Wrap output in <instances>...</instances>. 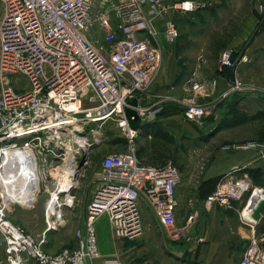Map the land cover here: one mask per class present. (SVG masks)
<instances>
[{"label":"built area","instance_id":"obj_1","mask_svg":"<svg viewBox=\"0 0 264 264\" xmlns=\"http://www.w3.org/2000/svg\"><path fill=\"white\" fill-rule=\"evenodd\" d=\"M0 3L3 6L0 18V183L10 171L11 152L31 151V159L25 155L17 163L37 162L49 186L48 229H59L65 223L64 209L73 208L76 203L73 190L78 185L72 184L78 182V178H74L75 158L83 149L101 140L94 127L118 119L133 141L139 130L131 129L127 118L123 117L127 107L135 109L146 123L161 120L166 111L165 98H154L151 89L163 67V49L153 21L163 18L169 5L164 0H118L108 10L100 5V0H0ZM202 7L203 4L195 0L177 4L183 11ZM260 10L264 13V1ZM96 27L102 31L101 38L94 37ZM164 35L170 43L179 40L180 30L173 18L166 20ZM250 61L248 53H236L231 48L224 49L219 56L221 69ZM12 74L23 75L27 88L15 90L9 79ZM215 86L214 81L194 80L192 92L175 99L183 115L199 121L217 107L213 103L199 104L196 100L197 94L209 96ZM245 89L255 87L242 85L235 79L222 93V98ZM135 98L137 105L131 103ZM88 125L93 126L88 131L93 132V138L87 134ZM131 131L134 134H130ZM76 137L85 139L86 146L71 154L69 143L77 144L76 150L82 148ZM225 148L257 149L264 167V146L256 141L227 144ZM101 168L86 207L84 224L75 232V245L56 253L43 249L44 236L36 241L34 235L10 219V206L16 201H6L0 187V249L6 256L5 264L31 261L93 264L102 256L96 227L99 217L108 215L115 237L133 239L144 231L141 201L148 203L173 239L188 236L197 214L189 213L186 225L177 224L182 174L173 161L159 165L145 163L131 144L127 151L106 155ZM260 188L249 174L228 173L207 195L204 206L230 208L250 192L249 202L253 192ZM50 201H55L56 212L48 211ZM257 221L251 220L253 224ZM197 240L203 241L204 236H198ZM263 244L264 239L254 238L240 264H264ZM106 264L121 263L108 260Z\"/></svg>","mask_w":264,"mask_h":264},{"label":"crops","instance_id":"obj_2","mask_svg":"<svg viewBox=\"0 0 264 264\" xmlns=\"http://www.w3.org/2000/svg\"><path fill=\"white\" fill-rule=\"evenodd\" d=\"M164 1L169 5V9L163 18L153 21L163 49L164 61L162 70L152 85L151 95L154 98L159 96L165 98L167 112L161 120L147 126L151 134H153L152 130L158 127H162L163 132L168 133L162 124L163 122H172V114H168L170 113L169 107H179L175 99L192 92L191 89L194 80L216 82V86L210 89L211 94L209 96L197 94L196 100L199 104L213 103L217 106L209 112L205 117L206 119L217 116L219 117L218 122L222 125L221 123L226 118L231 119L236 114L251 117L258 112L264 111V81H262L263 74L261 71L264 69L262 68L264 65V13L260 10L264 0H216L217 4L213 5V7H210L212 4L204 5L206 4L204 3L203 7L198 9L200 13L204 11H212L213 13L210 16L212 20L210 19L209 21L214 22L208 23L211 24L209 29L213 30V33H209L208 36L210 37L212 35L213 41L212 44L209 42L208 46H203V51L210 56L209 60L202 57L201 48H199L198 44L195 46V41H191L192 48L190 53L181 52L178 43L174 44L167 41L164 35L166 20L171 18L180 19L184 13L192 14L193 11H183L177 8V4L183 0ZM219 10H223L225 15H229V17L223 19L221 27H217L216 24L218 14L220 13ZM2 13L3 6L0 3V18ZM258 29L259 31H257ZM226 48L249 54L251 61L237 66L235 79L244 85L254 86V90H239L232 92L226 98H222V93L233 83L231 68L221 69L219 65L220 53ZM260 125L264 127V120L256 119L238 126L221 127L216 129V131L222 129L225 136L224 139L230 143L252 140L264 146L263 127L256 133H253L251 129L252 127L259 128ZM216 128H218V125ZM144 130L145 127L139 130L138 134H141ZM224 153L221 155H217L218 153L213 155L212 162L206 170V183L196 193V197L198 198L196 200H202V205L205 203V196L210 194L211 191H214L217 180L223 175L232 173L234 176H243L244 174L252 176L250 170L253 168H262L264 171L263 163L258 158L259 152L257 149L243 151L229 149ZM218 160H221L220 162L222 163ZM216 164L217 167L210 171ZM101 172L102 168L96 176V179L100 177ZM262 184L263 182L258 179L256 185L263 186ZM76 188L73 190L76 196V207L78 205L82 206L85 203L79 223V226L82 227L85 221L86 207L91 198L93 188L87 200L83 203ZM192 191L191 186H186L184 183L180 184L178 197L180 206L183 208L180 209L179 207L177 209V216L185 213L184 208L188 206L192 199ZM247 200L248 198L245 203L236 201L234 207L230 208L215 205L204 211L203 216L198 214L190 235L179 240L173 239L168 232L163 230L155 215L154 218L159 223H157L158 225L154 223L155 220L153 217L146 216L144 218V231L139 236L133 239L117 238L110 226L108 215L104 214L96 222L102 256L97 258L93 264H106L108 260H118L121 264H240L245 248L254 238H258V228L264 226V209L261 212V218L256 224H253L251 220H246L242 215L241 208L243 209L245 207ZM76 207L66 208V211L64 209L66 222H69V218H66L67 212L75 210ZM233 215L238 216L244 224L239 226L237 232H235V236H237L239 242L235 247H233L232 232L226 227L227 219H231ZM81 221L82 225H80ZM57 230L48 229L47 224L45 229H38L34 232L40 239L43 236L45 237V242L42 245L45 251L57 252L54 248H49V251L44 248L47 237L53 231ZM75 232L72 244L67 247L75 245ZM260 233L264 235V232L260 231ZM199 235L204 236V240L201 242L197 240ZM168 242L179 244L180 247L170 250V244Z\"/></svg>","mask_w":264,"mask_h":264},{"label":"rangeland","instance_id":"obj_3","mask_svg":"<svg viewBox=\"0 0 264 264\" xmlns=\"http://www.w3.org/2000/svg\"><path fill=\"white\" fill-rule=\"evenodd\" d=\"M117 1L118 0H100V5L109 10L114 4H116ZM195 1L201 2L202 4L206 3L204 5L212 4L210 7H213V5L217 4L216 0ZM198 11L199 10H195L192 12V14L184 13L183 17L180 19L173 18L180 30V37L177 43L179 44L178 46H180L179 49L181 52L184 51L190 53L192 48L191 41H195V46L198 44L199 48H201V53L203 55L202 57L209 60V54L205 53L203 50L204 47L208 46L209 42L212 44L213 41V36H208L209 33H213V30L209 29L211 24H208L214 22L209 21L210 19L212 20L210 16H212L213 13L212 11H204L201 13ZM227 17H229V15H225L223 10H221L218 14V20H216L217 27H221L223 19H226ZM101 33L102 31L99 27H96L93 31L94 37L96 38H101ZM98 46H100V43H98ZM262 68H264V65ZM261 71L263 74L262 81H264V69ZM262 74L260 75L262 76ZM9 79L15 90L21 91L27 88V80L23 75L12 74L9 76ZM241 84L244 85L243 83ZM165 104L167 105V102H165ZM169 108L170 113L168 114H172V122H163L162 126L168 132V134L173 137L172 141H166L165 139L151 134L149 127H146L141 134H136V136L133 138V141H131L126 132L123 130V127L120 126L118 119H111L102 123L101 126L94 127L97 135H101V138H99L101 140L95 143L91 148L87 149L88 160L85 164V167L81 170L80 177L77 179L78 188H76V190L82 199V203L87 200L88 195L93 188V184L95 182L96 176L98 173H100L101 163L105 156L114 152L127 151L130 145L133 144L138 150V154L140 155L141 159L148 164L159 165L167 160L173 161L181 171L182 183L186 184V186L189 185L192 187V199L188 206H185V213L183 215L179 214L177 216V224L179 226L186 225L187 216L191 212L196 213L197 217L198 214L200 216L204 215V211L208 209L204 206V204L202 205V200H196L198 199L196 197V193H198L199 188L203 186L204 183H206L205 174L207 168L212 162L213 155H216L217 153V155H221L225 151L229 150L225 148V145L227 144H239L242 142L230 143L224 139L225 136L222 132V129L216 131L217 125L220 126V122H218L219 117L217 116L206 119V115L199 121H192L183 115V109L180 105L179 107L170 106ZM91 126L92 125H88L86 130L89 137L93 138V135H91L93 132H88ZM262 127L263 126L260 125L259 128L252 127L251 129L253 130V133H256L259 132V129ZM262 129L264 132V127ZM234 150L243 151L244 149L234 148ZM218 161L220 162L221 160ZM215 167H217V164L211 168L210 171ZM41 177L40 190L35 203L30 205H23L25 203L21 204L19 202L12 203L10 206V212L8 213L10 219L25 229L28 233L34 235L36 241L40 240V238H38L34 232H36L38 229H45L47 227L46 202L49 199V186L47 187V181L43 178V175ZM51 187L53 188L52 185ZM249 194L250 192L247 193L241 200H239V202L245 203L246 199L249 197ZM19 198L21 199V196H19ZM84 204L85 203H83L82 206L78 205L77 207L75 205V210L67 212L66 218H69V222H66L65 220V223L57 231H53L50 236L47 237V242L45 243L44 247L46 250L49 251V248H54L55 251L59 252L63 248L72 244L74 232L78 229L77 227L79 226L81 220L80 216L82 215ZM181 208L183 207L180 206V209ZM66 210L67 209H65V211ZM141 210L143 212V221L146 216H151L155 220L153 210L146 201H141ZM227 220L226 227L232 232V240L234 243L233 247H235V245H238L237 243H239L237 236H235V232H237L239 226L244 224L241 222L238 216L234 215L231 217V219ZM154 223L156 225L159 224L156 220ZM80 225H82V221ZM159 225L167 232V229L164 226L161 224ZM190 233L191 231L187 232L188 235H190ZM263 239L264 235H261L259 232L257 240L262 241ZM168 243L170 244V250L174 248L178 249L180 247L179 244L174 242ZM5 261V253L0 249V264H5ZM29 264L36 263L31 261Z\"/></svg>","mask_w":264,"mask_h":264},{"label":"bare ground","instance_id":"obj_4","mask_svg":"<svg viewBox=\"0 0 264 264\" xmlns=\"http://www.w3.org/2000/svg\"><path fill=\"white\" fill-rule=\"evenodd\" d=\"M130 134H134V132L131 131ZM75 139L78 140L77 142L80 143V147L82 148L76 150L77 144L73 145L69 143L71 154H73L75 151H80L81 149H83V147L86 146L85 139H81L79 137H76ZM25 155H27L28 157H33L31 151H28V153H22V151L11 152V155L9 156V162H11L10 171H8V173L5 175L4 181L0 183L1 191L6 201H16L21 204L25 203L23 205L31 204L37 198L40 190L41 180L40 169L38 168V164L35 160L33 162H31L30 160H25L20 164L17 163L21 159H23ZM74 183L77 184V181H74L72 184ZM258 192L259 190H256L255 194ZM19 196H21V199L19 198ZM54 204L55 201L49 202L48 211L50 213L56 212V210L54 209ZM242 213L246 220H252V222H254V217L252 216L251 209L246 208ZM48 218L49 222L52 224V219L50 217Z\"/></svg>","mask_w":264,"mask_h":264},{"label":"water","instance_id":"obj_5","mask_svg":"<svg viewBox=\"0 0 264 264\" xmlns=\"http://www.w3.org/2000/svg\"><path fill=\"white\" fill-rule=\"evenodd\" d=\"M233 81L235 80L236 65L231 68ZM133 105L138 104V99L135 98L131 101ZM126 117L129 123V126L133 130L142 129L147 123L138 115L137 111L131 107L126 108V113L123 115ZM88 160V151L83 149L82 152L75 158L76 170L74 178L77 179L80 177L81 170L85 167V164ZM264 187L259 189V192L253 194L250 197L249 202L247 201V208L251 209L252 216L254 219L259 220L261 218V212L264 209ZM264 246V244H263Z\"/></svg>","mask_w":264,"mask_h":264},{"label":"trees","instance_id":"obj_6","mask_svg":"<svg viewBox=\"0 0 264 264\" xmlns=\"http://www.w3.org/2000/svg\"><path fill=\"white\" fill-rule=\"evenodd\" d=\"M257 31H259V29L257 30ZM256 31V32H257ZM166 112L167 111H165L164 113H163V116L166 114ZM256 119H258V120H264V111H262V112H258L257 114H255V115H253V116H251V117H246V116H243V115H239V114H236V115H234L231 119H229V118H226V120L223 122V123H221L222 125H220V126H218V128L217 129H219V128H221V127H233V126H238V125H240V124H242V123H245V122H248V121H252V120H256ZM151 123H147L144 127L146 128L148 125H150ZM152 132H153V134L156 136V137H160V138H162V139H165L166 141L168 140V141H172L173 140V137L171 136V135H169L168 133H166V132H163V129H162V127H158V128H155V129H153L152 130ZM250 174L252 175L251 177L253 178V180H254V183H256L257 184V180L258 179H260L262 182H263V186H261V187H264V171H263V169L262 168H253V169H251L250 170ZM221 178V177H220ZM220 178L217 180V183L219 182V180H220ZM217 183L215 184V187H216V185H217ZM214 187V188H215ZM212 192V191H211ZM210 192V193H211ZM205 197H207V196H205ZM258 231L260 232V231H262V232H264V226L263 227H260V228H258ZM258 232V233H259ZM249 245V244H248ZM248 247V246H247ZM246 247V248H247ZM246 248H245V250H246ZM244 250V251H245ZM244 253V252H243ZM243 256V255H242ZM242 259V258H241Z\"/></svg>","mask_w":264,"mask_h":264}]
</instances>
